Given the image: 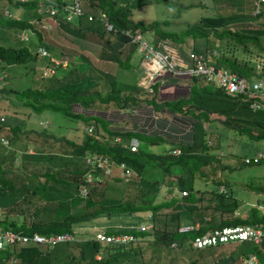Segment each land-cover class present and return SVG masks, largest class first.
Here are the masks:
<instances>
[{
    "label": "trees",
    "instance_id": "trees-1",
    "mask_svg": "<svg viewBox=\"0 0 264 264\" xmlns=\"http://www.w3.org/2000/svg\"><path fill=\"white\" fill-rule=\"evenodd\" d=\"M6 1L15 11L21 10L22 13L13 17L7 15L10 18H5L3 24L18 30L28 29L29 38L27 40L18 38L14 45L0 42V62L5 65L22 64L26 66L28 64L34 70L37 67H41V70L44 67L60 69V62L63 59L59 58H62L65 53L74 57L77 62H74V67L69 71L71 73L61 77H58L57 73L52 74L49 79H47L48 77L42 78L38 86L28 85L23 89L5 87L4 85L0 87V93L6 94L9 98L12 95L15 99L14 102L6 98L8 105L5 108L3 106L0 111V147L3 148L0 150V209L5 212L8 207H14L22 219V221L11 220L5 214L0 217V227L3 230L11 229L27 235L36 232L45 236L68 233L73 238L57 240L50 247L48 243L24 242L22 238L12 243H6L4 247L0 248V264H145L143 260H139L145 251V247L140 245V241L125 246L111 241L94 240L91 236L100 230V228L95 229L97 226H90L95 223H99L101 226L105 225L102 227L106 233L116 234L122 230L132 231L141 238L149 236L148 230L137 232L132 225L146 218L156 222L157 216L163 214L164 217L167 216V219L163 221L168 229L154 230V237L150 240L157 242L162 247L170 248L191 246L184 242L191 236L213 227L237 224L256 226L263 224L264 226V212L260 213L261 211L253 206H250L249 212L237 211L239 208L237 197H234L232 192V194L227 192V189L221 191L219 188V186H224V188L226 185L228 186L225 179L215 173L205 175L203 172L211 167L213 158H216L215 155L212 156L214 152L209 149L206 138V135L211 132V128L208 129L211 122L233 129L242 141L244 135L249 138H264V109L262 108V106L264 107V96L260 95V92L250 89L248 92L231 94L216 82L200 78L198 74L172 75V77L184 81L191 78V94L172 100H163L159 105L156 104L151 108L156 109L157 106L158 112H162L164 108L170 112H166V115L178 114L180 117H188L191 122L193 121V134L192 139L186 141L182 138L180 142L175 143L181 148L178 155L168 152L173 145L172 142L167 144L165 150L159 152L152 150L147 145L158 144L166 138L158 134L152 135L154 133L152 129L146 132L143 126H140L139 129L137 125L134 126V129L119 127L114 121L97 114H91L96 118L90 121L86 120L90 115L72 109L75 104L84 109H95L97 106L100 108L104 106L102 103L111 101V105L126 107L133 113L137 108L131 105H139L142 99L130 89L129 91L123 89L125 94L117 97V94L112 93L114 86L111 88L112 91L106 92L105 90V94L102 93L103 90L93 91V85L98 83L100 77L84 73L89 66L87 56L78 50L74 52L73 48L61 49L56 45V42L58 45L63 42L64 45L76 47L61 30L69 31L75 37H83L87 32L96 30L103 34L110 33L112 30L106 29L98 18L99 13L105 12L109 22L115 27L118 42L128 43L136 49L139 43L132 40V33L138 32L143 35L146 30L153 29L151 39L154 41L152 43L154 46L169 41L174 44L173 46L176 43L181 45L183 52L182 43L185 40L195 39L194 43L196 44L192 45V48L207 53L209 60L215 63V66L245 76L249 82H253L264 77V44L261 43L264 26L248 25L240 31H234L225 26L232 21L264 17V1L260 3V10L255 12V0H214L215 2L212 1L214 5L211 7L212 14L202 16L199 21L193 24L187 23L186 27L180 31L164 28L163 24L171 23L169 19H164L162 22L144 23L143 20L137 21L131 17L133 6L139 7L151 0H134L131 5L124 0V6L119 5L118 0H90L91 3L96 2L98 5V10H95L97 15L91 12L95 8L85 6V8L83 7L85 15L77 16L80 17L77 23H72L73 20L68 21L65 17L66 11L60 7L56 15L57 21L50 17L44 7V3L46 5L48 1ZM58 1H63L67 5L70 2V0ZM4 6L5 4L2 8ZM244 9L248 10L244 12ZM89 13L94 16L93 19L87 18ZM3 14L5 15L4 12ZM34 18H43L49 21L51 27H42L34 23L32 21ZM212 35L225 37V43H222V39H218L221 42L216 43V38H212ZM31 37L38 40L34 50L28 44ZM236 40L242 42V51H245V53L238 51L240 58L231 56L235 54L233 51L237 45L232 44ZM251 44L257 45L255 46L254 55L256 58L254 62L246 58V52L247 56L252 57V50L248 47ZM39 47L48 50L59 63L56 64L49 58L39 55ZM157 48L163 50L162 45ZM213 51L217 52L213 54ZM103 52V54L108 53L106 49ZM183 55L186 57L184 53ZM80 61H84L85 65L77 66ZM258 62L263 63L261 67H257L256 63ZM98 71L106 89L107 82L111 81L114 75L102 69H98ZM170 76L168 75V77ZM5 77L7 78V75ZM137 87L138 84L135 82L132 89L136 92ZM117 90L121 91L116 88L115 91ZM254 102L260 104L256 109L252 107ZM48 107L62 111L71 117H82L84 125H93L92 131L89 132L86 128H81L80 141L56 135L55 132L50 131L53 125L48 127L40 125ZM151 108L148 107V109ZM221 117L224 119L220 121ZM117 135L121 136V141L117 144L112 143L113 140L110 139H114ZM2 138L7 140V144L2 142ZM132 138L137 139L136 149L130 148ZM52 140L60 143L61 151L54 148L50 142ZM46 142H48L47 146H41ZM124 142L128 145L123 146ZM66 145H70L71 148L68 149ZM29 147H34L35 150L29 152L27 151ZM52 149L58 153H51ZM94 153L109 156L114 160V164L123 161L133 170L132 176L124 175L121 172L115 174V166L112 164L108 174H100L97 166L93 170L94 176L99 179L104 178L105 181L112 179L108 183L109 187L103 188L105 194L98 199L93 198L94 195H99L94 187L89 188L88 192L82 195L78 180L70 181L58 176V174L68 171L78 172L79 175H82L89 167L86 162L87 156ZM254 154L255 152L251 156L244 155L243 161L245 163L264 161V159L258 162L253 159L244 160L245 157H252ZM18 156L21 161L16 164ZM79 157L83 158L84 165H78ZM54 158H57L59 163H55ZM28 163L39 165L37 170H30L31 175L36 178V182L29 187L24 186L25 179L16 182L15 176V174L23 175ZM8 165L11 168L14 166L11 169L12 174L7 168ZM40 169L43 171L39 172ZM40 173L44 176L43 180L37 177ZM26 176L23 177L26 178ZM195 180L201 182L203 180L205 183L203 189H205L196 187ZM163 186L171 195L168 199L163 197L161 200H156ZM209 187L212 188L208 190ZM183 190L186 193L182 195L181 191ZM35 198L38 199L37 201L45 202L29 211V202ZM75 200L84 201L85 205L77 210H72L71 203ZM205 209H212L216 213L206 218ZM27 212H32L28 222L25 220ZM137 217L139 220L136 222L134 219ZM181 219L198 222L199 228L190 232H180L178 227ZM114 224L122 227L115 228L112 226ZM65 242L77 245L78 254H72L70 247L60 246V243ZM173 242L174 244H172ZM225 243L218 242L213 246ZM17 244L21 246L17 248ZM237 245L231 247L233 255L237 254L235 251ZM261 246L264 247V241ZM191 248L195 247L191 246ZM58 251H62V254H57ZM150 258L156 262L151 255ZM122 259H125L124 262Z\"/></svg>",
    "mask_w": 264,
    "mask_h": 264
},
{
    "label": "rangeland",
    "instance_id": "rangeland-1",
    "mask_svg": "<svg viewBox=\"0 0 264 264\" xmlns=\"http://www.w3.org/2000/svg\"><path fill=\"white\" fill-rule=\"evenodd\" d=\"M128 1L131 5L132 1L134 0H126ZM149 1V0H148ZM213 2L214 0H151L150 2H147L146 4H142L139 7L133 6V10L131 13V17L134 20H143L144 23L148 22H154V21H159L162 22L164 19H169L171 23L169 24H163L164 28L170 29V30H175V31H180L184 27H186L187 23L193 24L197 21L202 16L212 14V6L214 5ZM85 3V5H83ZM228 3V2H227ZM5 4L4 8L2 6ZM7 4V5H6ZM119 5L124 6V0H118ZM81 5L85 8H95L91 10V12L94 15L96 14L95 10H98L96 2L91 3L90 0H81ZM45 7V3H44ZM7 10L8 13L13 17L15 15H21V10L18 12L15 11V9L9 4L6 0H0V42L4 44H12L14 45L18 38H19V32L17 28L11 27V26H6L4 23L5 18H10L7 16L8 14L5 13L4 11ZM248 9H244L243 11L246 12ZM5 13V15L3 14ZM242 21H232L228 23L225 27L229 28L231 30H237L240 31L243 27L245 26H264V17H258L256 19H251V20H244L241 19ZM98 23V22H97ZM99 24V23H98ZM153 29L146 30L144 34L142 35V39H145L150 45H153L154 41L151 39L152 34H153ZM67 37H69L72 41L73 44L76 45V47H73L72 45H64L62 40L63 45H58L56 42V45L59 46L61 49L63 48H73L74 52L75 50H78L80 52H83V54L88 55L90 60L92 59L91 65L87 66L85 73H88V69H91V71L88 74H93L99 76L98 83L96 85H93L92 90H103L102 93L108 92L109 90L112 91L111 88L114 86V90L112 93L117 94V97H121L125 94L126 91H132L133 93L139 94V98L148 97V102L152 103V100L150 98V94L143 93L144 91L148 90L146 86L138 84V90L135 92L133 88L134 83L136 80L140 83L144 79L146 81H149L150 78L143 73V71L140 69L139 65V60L142 56L141 52L139 51H134L132 56L125 61L120 60L121 67L118 69V66H116L115 62L113 61H108L107 60H99L97 57L99 56V50L101 47H105L107 45L106 41L109 40L110 33H101L98 30L96 31H90L88 32L83 38L82 36H73L72 34L67 35L64 33ZM187 38H190L187 36ZM199 38V37H198ZM212 38L222 39V43H225L226 39L225 37H217L216 35H212ZM34 37H31V40H29L28 44L31 46V48L34 50L36 48V45L38 43V40L35 39L34 42ZM31 41V44H30ZM67 42L66 40H64ZM195 39H189L185 40L182 43L183 49L186 47L192 48ZM176 43V42H175ZM181 43V42H180ZM234 44L232 45H237L236 49L233 51L235 54H232L231 56L233 57H239L238 51H242V42L236 40L235 42L233 41ZM261 43L264 44V36L261 38ZM174 45L173 43H171ZM250 44V43H249ZM176 46L178 50L181 52V45L176 43ZM257 45L251 44L248 45L249 49L252 50V57L247 56L248 53L246 52V58L250 60L251 62H254L255 60V55L254 53L256 52V47ZM264 46V45H263ZM253 48V49H252ZM215 50V49H214ZM73 52V53H74ZM217 52V51H216ZM243 52V51H242ZM77 53V52H76ZM245 53V51L243 52ZM230 56V57H231ZM63 59L62 64L60 69H55V72L53 75L57 73L58 77L67 75L71 72V69L74 67V62H77L74 57L69 56V54H64L62 56ZM84 62V61H83ZM82 61L77 63V66H81L82 64L85 65ZM104 62H107L105 64ZM147 62V61H143ZM76 65V64H75ZM91 66V68H89ZM134 68L137 69V72L134 71ZM36 69V67H35ZM98 69H102L104 71H108L110 74H113L114 76L112 77L111 81L107 82V86L105 89V86L103 85V78L100 76ZM0 75H2V81L0 82V87L3 85L5 87H14L17 89H23L24 87L28 85L32 86H38L40 81H42V78H47L49 79L50 74L47 76H43L41 72V67H37L36 70L31 69L28 64L26 66H23L22 64H12V65H5L3 62H0ZM7 75V78L5 77ZM92 75V76H93ZM143 75L142 78H140ZM43 76V77H42ZM140 79V80H139ZM161 79L160 76H157V80ZM45 80V79H44ZM155 81V80H154ZM125 83V84H124ZM164 90H166L167 85L163 86ZM118 88L121 91L115 89ZM150 89V88H149ZM170 89V88H169ZM6 96L4 93H0V111L1 108L4 106V108L8 105L7 104V99H10L11 101L15 102V99L12 97V95ZM7 98V99H6ZM141 101L143 107L145 108L146 112H151V109H147L148 107H152L151 104L146 103L145 101ZM148 106V107H146ZM3 108V109H4ZM52 107H48L45 113V118H43L40 122V125L42 127H48L51 125H56V127L51 128V132H55L56 134H63L65 137H71L76 141H80L82 137V132L81 128L84 129V121L82 117L80 116H68L62 111L59 110H53L50 109ZM157 109V106H156ZM88 113H93L92 111H86ZM107 114H109V117L112 119L118 118L119 111L112 109V110H107ZM130 113L127 112L124 114L122 117H125L127 120H130ZM90 115L88 119L93 121L95 120V116ZM174 123L177 124L178 126H181L183 129H189L191 121L188 120L185 117H174ZM224 119L223 117L220 118V121ZM85 120V119H84ZM150 119L145 122V127L144 129L146 130L147 125H149ZM84 125V126H83ZM220 126V125H219ZM59 127V128H58ZM225 127L220 126L219 129L216 126V124H211V133L206 135V138H212L216 144V146H210L209 149L213 151L214 153L212 156L218 154L219 152H222V155H220L219 159L213 158L212 164L210 165L207 169V171H203L204 174L209 175V174H217L219 177H222L225 179L226 183L228 186H225L226 191L232 194L234 197H237L239 201V208L237 211H247L249 212L250 206L258 208L261 212H264V161L260 163H245L243 161V156L248 155L251 156L256 150L260 149L264 151V138H249L247 135L242 136L243 141L240 139L239 135L235 133L233 129H228V128H221ZM156 131H158V128H153ZM149 132V131H148ZM180 135H186L183 133H179ZM112 140V139H110ZM217 140H220V146H218ZM52 145L54 146L55 149L58 151H61V147H59L60 143L54 142L53 140L50 141ZM50 143V144H51ZM113 143V141H112ZM48 142L42 143L41 146H47ZM149 144L147 145V147ZM2 147V146H1ZM0 147V150H2ZM64 147V146H63ZM68 149L71 148L70 145H66ZM159 147V146H156ZM147 149V148H146ZM34 147H29L27 151L31 152L34 151ZM47 150V149H46ZM153 150V149H152ZM21 152V151H20ZM19 152V153H20ZM51 153H58L57 151L52 149ZM47 156V155H46ZM19 158L16 159L15 163L19 164L21 159L20 156ZM79 162L78 165H84V160L82 157H79ZM55 163H59V160L57 158H54ZM8 170H10V174L13 173L11 169L14 168V166L11 168V166H7ZM39 168V165H36L35 163H28L27 166L25 167V173L23 175L20 174H15L17 181L21 179H25V184L24 186H31L32 183L36 182V178L31 175L30 170H37ZM43 171V169H40L39 172ZM210 173H209V172ZM26 174H28L26 176ZM23 176H26L24 178ZM58 176H61L62 178H66L70 181L72 180H78L80 175L78 172H62L58 174ZM40 180L44 179V176L42 173L37 176ZM109 181H112V179H107L106 181L104 180L103 183H99L97 186L93 185L95 190L99 193V195H94V199H98L100 196H103L105 194V190L103 191V188L105 186H108ZM210 182V181H209ZM195 186L203 189L205 186L204 181L202 180H195ZM21 187V186H20ZM212 187H209L211 189ZM220 188V186H219ZM205 189V188H204ZM203 189V190H204ZM232 192V193H231ZM183 194V192H181ZM171 194H169L168 191L165 190V186H163L158 194V197L156 200H161V198H169ZM204 197H206L204 195ZM38 199L35 198L33 201L29 202V211H31L32 208L35 206H39L40 204H43L45 201H37ZM85 205L84 201H79L75 200L73 203H71V208L72 210H77L79 208H82ZM6 212V213H5ZM3 212L2 209H0V217H3V215L7 214L9 219L11 220H18L22 221L20 214L14 207H8L7 211ZM206 217L209 218L212 214L216 213L212 209H205ZM32 213V212H30ZM26 213L25 214V220L26 222L30 221L31 219V214ZM104 216V215H102ZM105 217V216H104ZM103 217V218H104ZM147 219V218H146ZM146 219H143L142 221H145ZM157 221L155 223V226L153 229L148 230L150 233L149 236L142 237L140 240V245L145 247V251H143L141 257L139 260H143L145 264H240V255L241 253L249 252V251H256L257 253L259 250L256 249V245H254L251 242H243V243H238L236 247V253L233 255L231 247L235 245V243L230 242L227 244L223 245H216V246H206L201 249H196V248H191V246L185 247V248H170V247H162L160 244L157 242L151 241L153 236V231H158V230H163V229H168V226L165 225L164 219H167V216H163V214H159L157 216ZM95 220V219H94ZM139 218H135L134 221L137 222ZM182 220V219H181ZM171 221V220H168ZM184 223H194L191 221H188V219H183L181 221V224ZM90 226H97L95 229L100 228L101 226L99 223L92 224ZM105 226V225H102ZM101 226V227H102ZM113 227H122L120 225L114 224L112 225ZM92 229V228H91ZM190 232V231H189ZM80 236V235H78ZM193 236H191L186 242L188 245H191V239ZM151 241V242H150ZM21 246L20 244H17L16 247L18 248ZM60 246H67L70 247V251L72 254L77 255L78 254V247L77 245L73 243H60ZM163 248V249H161ZM220 253V254H218ZM57 254H62V251H58ZM150 255L154 257L156 262L153 261L152 258H150ZM130 256V255H129ZM128 256V257H129ZM260 262H264V255L259 254ZM125 259H122V262H124Z\"/></svg>",
    "mask_w": 264,
    "mask_h": 264
},
{
    "label": "built area",
    "instance_id": "built-area-1",
    "mask_svg": "<svg viewBox=\"0 0 264 264\" xmlns=\"http://www.w3.org/2000/svg\"><path fill=\"white\" fill-rule=\"evenodd\" d=\"M25 1V0H20ZM48 1V4L45 5V11H47V14L54 18L56 20L57 11L60 8L64 9L66 11L65 17L67 20H72L77 16L85 15L83 6L81 5V0H70L68 5L64 3L63 1L58 0H44ZM264 0H255V12H258L260 10V3ZM57 3V4H55ZM8 15L7 10L4 11ZM88 19H93L94 16L89 13L87 15ZM98 18L102 21L103 25L108 30H114L115 27L112 23L109 22V18L106 15L105 12L99 13ZM34 23L41 25L42 27L50 28L51 24L49 21L45 19H39L34 18L32 20ZM57 21V20H56ZM57 23V22H56ZM28 29L20 30L19 32V38L21 40H27L29 38V33L27 31ZM132 40L137 41L139 43V49L142 51L144 59L149 63L152 67L154 63L159 65L160 68L154 67L152 69V77L157 76V73L161 75L163 74H169V75H180V74H201L203 76H206V78L210 81H215L220 86L224 87L228 90L231 94H235L236 92H248L250 89L255 92H260L259 94L264 96V77L259 78L253 82H249L245 76L238 75L235 72H231L224 68H218L217 66L213 64H206L204 60V56L201 53H195L192 50H186L185 53L187 54L188 58L192 60V65L188 62V60L184 59L182 55L177 51L176 47L171 45L168 42L164 43H158L156 46L150 45L145 39H142V36L140 33L132 34ZM162 45L164 51H160V49L157 48V46ZM39 55H42L45 58H49L51 61L55 62L56 64L59 63V61L50 55L49 51L45 48L39 47L38 48ZM257 67H261L262 63L258 62L256 63ZM54 72L53 67H44L42 70V74L44 76H47L49 74H52ZM0 75V80H1ZM259 103L254 102L252 103V106L254 108L258 106ZM139 111L133 112L134 114H138ZM85 128L91 132L93 129V125L89 124L86 125ZM3 142L6 143L7 140L2 138ZM113 142L119 143L121 141V136L117 135L114 139H112ZM136 140L134 138L131 139L130 148L136 149ZM128 144L124 142L123 146H127ZM180 152L179 147H175L172 149V153L177 154ZM253 159V161H260L261 159H264V151L257 150L255 154L252 157H245V161H250ZM86 162L89 166L87 172L83 175V181L79 187L80 193L82 195H85L88 190L89 186H91L93 183L101 180L97 176H94L93 170L98 166L100 174H107L110 172V165L111 160L108 158L107 155H103L102 153H94L86 158ZM121 166L125 169V174L129 175L131 174V170L127 167H125L124 163H121ZM225 188L224 186H220V190L223 191ZM183 193H186V191H182ZM152 224H143L141 225V228H148ZM199 228V223H184L180 224L178 227V230L180 232H189L194 229ZM97 235L101 238H105L107 240H118V241H125L131 236L123 235V236H105L103 233L99 232ZM264 236V229H262L260 226H254V225H225L222 227H215L210 228L200 234L195 235L191 239V245L196 248H202L207 245H215L219 241H226L231 238L237 237L238 239H251L253 242L258 243L262 240ZM24 242L32 241V242H42L47 244L48 246H51L55 241L62 240V239H70V235L68 233L58 234L56 236H45L39 233H34L32 235L27 234H21L19 232H16L11 229L3 230L0 227V248L4 247L6 243H12L15 242V240L21 239ZM174 244V242L172 243ZM246 264H257L255 263L254 256H249L247 259L245 258Z\"/></svg>",
    "mask_w": 264,
    "mask_h": 264
},
{
    "label": "crops",
    "instance_id": "crops-1",
    "mask_svg": "<svg viewBox=\"0 0 264 264\" xmlns=\"http://www.w3.org/2000/svg\"><path fill=\"white\" fill-rule=\"evenodd\" d=\"M78 18L80 19V17H75L74 19H72L73 21H71V20H68V21H71L72 23H77ZM61 31L66 33L67 35L71 34L69 31H64V30H61ZM112 31H111L112 34L110 35L109 40L106 41L107 45H105V47H101L100 48L99 56L97 58L99 60H101V59L102 60H107V62L108 61L115 62L116 66H118L117 70H119V68L121 67L120 60H122V61L128 60L132 56L134 51H136V50L140 51V49H139V45H138V47H136V45H135V47H136V49H135L133 47V45H129L128 43H124V42L123 43L118 42V37L116 36L117 33H115V30L113 32ZM83 37H81V38H83ZM218 42H221V41L216 40V43H218ZM194 44H196V43H194ZM60 45H63V44L61 43ZM199 46H201V45H199ZM105 49H106V52H108V53L103 54L104 53L103 50H105ZM84 55H86V54H84ZM86 56L88 58V64L91 65L92 59L90 60L88 55H86ZM107 62H104V63L107 64ZM260 63H262V62H260ZM145 64L146 63L143 62V58L141 56V58L139 60V65H141L140 69L144 73H147L148 76H149V73H152V72L150 71V68L148 66L145 67ZM89 68H91V66ZM90 71H91V69H88V73ZM134 71L137 72V69L134 68ZM84 73H85V71H84ZM88 73H85V74H88ZM190 79L191 78H189V79L184 81V80H181V79L178 80V79H176L175 77H172V76L162 78V80L159 79L156 82H154L155 85L154 86L152 85L151 89L146 90V91L143 92V93L150 94V98L152 100V103L147 101L149 96L148 97L142 96V98L144 99V101L146 100L145 101L146 103H149L152 106H154L156 104L159 105L161 102H163V100H167V99L172 100V99H176V98H179V97L188 96V95L191 94ZM148 83H150V80L146 81V79H144L143 81L140 82V84L143 85V86L147 85ZM165 85L168 86V87H166V90H164V87H163ZM137 96L139 97V94H137ZM110 103H111V101H109L107 103H102L104 105L103 107L99 108L97 106V108H95V109L99 110L98 115H101V116H103V117H105L107 119H110V120L114 121V123H116L119 127H124V128H128V129H134V126L137 125V128L139 129V128H141L140 126L144 127V125L146 124L145 122L147 121L148 117L151 119V117L148 115L149 112H146L145 109L144 110L142 109V112H138V114L130 113L129 116H130L131 119L127 120L125 117H122V116L124 114H126L127 112H131L130 109H128L126 107H116L115 105H111ZM131 106L137 108L135 111H138V110H140L143 107L141 102L139 103V105L132 104ZM131 106H129V107H131ZM160 108H162V107H160ZM112 109H115V110L119 111V115H118L117 120L110 118L109 114H107V110H112ZM135 111H133V112H135ZM166 112L170 113L165 108L162 109V112H156V113H161V114L157 117V119L156 118L153 119V120L151 119V122L149 123V125H147V128L145 130L147 132V131L152 129L154 131V133H152V135L158 134V135H162V136H164L166 138V140L160 141L158 144L152 143V145L148 146L149 148H152L153 150H156V151H159V152L165 150L168 143L170 144L172 142L173 143L172 147L175 148L178 145V144H175V143L180 142L181 141L180 139L184 138L183 140H188L191 137V135L182 136V137L176 136L177 133H176V130L174 129V126H173L174 122L171 121V119H172L171 115H166L165 114ZM44 113H46V110H45ZM142 114L146 116V119H142V117L140 116ZM161 116H162V118H161ZM45 117L46 116L44 114L43 118H45ZM206 121H208V120H206ZM211 124H216L218 129L220 127L219 124H217L215 122H211L210 125ZM54 127H56V125H53L52 128L54 129ZM154 127L158 128V131L153 129ZM208 129H210V127ZM120 130H123V129H120ZM56 135H63V134L60 133V134H56ZM66 138L73 139V138H71V137L69 138L67 136H66ZM217 142H218V146H220V140H217ZM30 146H32V144H30ZM156 146H159V147H156ZM213 146H216V144L214 143ZM258 150H260V149H258ZM216 159H219V158L216 157ZM118 172L122 173V170L119 167L115 166L114 167V173L118 174ZM261 255H264V251L261 252ZM263 264H264V262H263Z\"/></svg>",
    "mask_w": 264,
    "mask_h": 264
},
{
    "label": "clouds",
    "instance_id": "clouds-1",
    "mask_svg": "<svg viewBox=\"0 0 264 264\" xmlns=\"http://www.w3.org/2000/svg\"><path fill=\"white\" fill-rule=\"evenodd\" d=\"M136 33H138V32H136ZM132 34H135V33H132ZM141 34V33H140ZM141 36H142V34H141ZM132 37V36H131ZM168 43H170L169 41H168ZM171 44V43H170ZM172 45V44H171ZM174 47H176V49H177V51L182 55V57L184 58V59H186V60H188V62L190 63V65H192V60L191 59H189L188 58V56H187V54L185 53V51L186 50H192V51H194L195 53H201V54H203V56H204V60H205V62H206V64L208 63V64H213V65H215V63H213V62H211L210 60H209V58H208V54L207 53H204V52H202V51H198V50H195V49H193V48H185L184 50H183V52L181 51H179L178 50V48H177V46L175 45ZM200 49V48H199ZM200 50H203V49H200ZM161 52L162 51H164V49L163 50H160ZM139 52H141V54H142V58H143V61H146L145 59H144V56H143V53H142V51H139ZM183 53L185 54V56L186 57H184V55H183ZM216 52L215 51H213V54H215ZM146 64H145V67H149L150 68V71L152 72V69L154 68V67H156V69L157 68H160L159 67V65H157L156 63H154V65H153V67L149 64V63H147V62H145ZM60 64H62V62H60ZM55 69L56 68H54V72H55ZM147 69V68H146ZM43 70V69H42ZM42 70H41V72H42ZM53 72V73H54ZM52 73V74H53ZM144 73V72H143ZM52 74H50V75H52ZM147 76H148V74L147 73H145ZM195 74V73H194ZM43 75V74H42ZM168 75L169 74H163V75H161L160 76V74H158L157 73V76H160L161 77V79L160 80H162V78H165L166 76L168 77ZM192 75V74H191ZM199 75V77L200 78H204L205 80H207V81H210V80H208L207 78H206V76H203V75H201V74H198ZM44 76V75H43ZM157 76H155V77H152V73H149V78H150V83H148L147 85H145L146 87H147V89L149 90V88L151 89V87H152V85L154 84V82H156L157 81ZM172 76V75H171ZM1 77H2V75H1ZM143 76H141V78H142ZM153 79V80H152ZM155 80V81H154ZM1 81V80H0ZM211 82H215V81H211ZM136 83H138V84H140L139 82H137V80H136ZM217 84V83H216ZM141 85V84H140ZM154 86V85H153ZM260 105V104H259ZM259 105L258 106H256L255 108H254V106H252L253 107V109H256L257 107H259ZM146 107H148V106H146ZM262 108L264 109V107L262 106ZM72 109L74 110V111H80V112H83V113H85V114H88V115H91V114H97L98 115V113H99V110H97V109H84L82 106H80V105H77V104H75V105H73L72 106ZM142 109L144 110L145 108L144 107H142L140 110H138L139 112H142ZM148 109V108H147ZM151 112H149L148 113V115L151 117V119L153 120V119H157V117L160 115L159 113H156V112H158L156 109H152L151 108ZM86 111H92L93 113H88V112H86ZM129 113H131V112H129ZM141 117H142V119H146V116L145 115H140ZM174 117H180V115H178V114H172L171 115V121L172 122H174ZM185 118H187L188 120H189V118L188 117H185ZM148 119H150L149 117H148ZM147 119V120H148ZM151 119H150V121H151ZM191 119V118H190ZM146 121V120H145ZM149 121V122H150ZM147 122V121H146ZM86 126V125H85ZM173 126H174V129L176 130V136H178V137H182V136H186V135H180L179 133H183V134H187V135H191V137H190V139H192V134H193V121L191 122V124H190V128L189 129H183L181 126H178L177 124H175V123H173ZM144 127H145V125H144ZM221 128H226V127H221ZM211 133V132H210ZM210 133H208V134H210ZM136 141H137V139L136 138H134ZM190 139H188V140H190ZM188 140H186V141H188ZM2 142H3V140H2ZM4 143V142H3ZM113 143H115V142H113ZM215 142H214V140L210 137V138H207V144L209 145V147L210 146H212L213 144H214ZM4 144H7V143H4ZM115 144H117V143H115ZM177 147H179L180 148V146L179 145H177ZM174 147H172V148H170V150L168 151V152H170V153H172V149H173ZM180 152H181V148H180ZM179 152V153H180ZM179 153H177V154H174V153H172V154H174V155H178ZM220 155H222V152H219L218 154H216V156L217 157H219ZM108 158L111 160V167H112V164H114V160L112 159V158H110L109 156H108ZM121 163H123V161H120L118 164H114V166H117V167H119L121 170H122V173L124 174V175H126L125 174V169L121 166ZM125 164V167H127V168H129L130 170H131V168H130V166L127 164V163H124ZM89 168V167H88ZM88 168H87V170H88ZM87 170L82 174V175H80V177H79V179H78V181H79V187H80V185H81V183H82V181H83V175L87 172ZM110 171H111V169H110ZM108 174V173H107ZM132 174H133V170H131V174H129L128 176H132ZM104 178H101V180H99V181H97V182H95V184L93 183L91 186H89V188H91V187H93V185H95V186H97L99 183H103L104 182ZM225 190V189H224ZM223 190V191H224ZM182 192V191H181ZM182 194V193H181ZM184 194V193H183ZM182 194V195H183ZM207 218V217H206ZM152 224L150 227H148V228H141V225H145V224ZM181 224V223H180ZM237 225H246V224H237ZM249 225H252V224H249ZM132 226H134V229L137 231V232H139V231H144V230H151V229H153L154 228V226H155V223H154V221H151V220H149L148 218L145 220V221H140V222H138L137 224H135V225H132ZM131 226V227H132ZM230 226H234V225H230ZM254 226H256V225H254ZM258 226H260L262 229H264V226H263V224H260V225H258ZM127 227V226H126ZM222 227V226H221ZM213 228H215V227H213ZM99 232H101V233H103L105 236H114V237H118V236H123V235H128V236H131V238H129V239H127V240H125V241H118V240H107V239H105V238H101V237H99L98 235H97V233H99ZM197 235V234H196ZM194 237V236H193ZM73 238V236L72 235H70V239H72ZM91 238L92 239H94V240H100V241H106V242H114V243H116V244H121V245H128L129 243H135V242H138V241H140L141 239H142V237L141 238H139V236L136 234V233H134V232H132V231H120L119 233H116V234H110V233H106L105 232V230H104V228L103 227H100V230H97L96 232H95V234L94 235H92L91 236ZM246 241H248V242H251V243H253L254 245H256V249L257 250H259V252L257 253L256 251H249V252H243V253H241V255H240V264H246L245 263V258L247 259L249 256L251 257V256H254V258H255V263H257V264H263V263H261L260 262V258H259V254L262 252V251H264V247H262L261 246V244H262V242L264 241V236H263V238H262V240L260 241V242H258V243H255V242H253L251 239H242V240H240V239H238L237 237H235V238H231V239H228V240H226V241H219L220 243H224V242H226L225 244H227V243H230V242H233V243H235V244H238V243H243V242H246ZM217 244V243H216ZM192 246V245H191ZM207 246H213V245H207ZM50 247V246H49ZM204 247H206V246H204ZM204 247H202V248H204ZM196 248V247H195Z\"/></svg>",
    "mask_w": 264,
    "mask_h": 264
}]
</instances>
